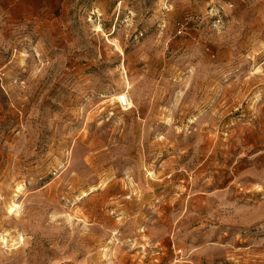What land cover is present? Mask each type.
Here are the masks:
<instances>
[{
	"label": "rangeland",
	"instance_id": "obj_1",
	"mask_svg": "<svg viewBox=\"0 0 264 264\" xmlns=\"http://www.w3.org/2000/svg\"><path fill=\"white\" fill-rule=\"evenodd\" d=\"M0 264H264V0H0Z\"/></svg>",
	"mask_w": 264,
	"mask_h": 264
},
{
	"label": "built area",
	"instance_id": "obj_2",
	"mask_svg": "<svg viewBox=\"0 0 264 264\" xmlns=\"http://www.w3.org/2000/svg\"><path fill=\"white\" fill-rule=\"evenodd\" d=\"M116 102L120 109L126 110L130 107L131 99L128 94H122L117 97Z\"/></svg>",
	"mask_w": 264,
	"mask_h": 264
},
{
	"label": "bare ground",
	"instance_id": "obj_3",
	"mask_svg": "<svg viewBox=\"0 0 264 264\" xmlns=\"http://www.w3.org/2000/svg\"><path fill=\"white\" fill-rule=\"evenodd\" d=\"M131 104H132V102L130 103V107H131ZM130 107H129V109H130ZM17 208H18V206H17L15 203H12V204H10V205L8 206L7 210H8V212H9V214H10V213H12V212H15ZM3 241H4V239H3ZM3 243H4V242H3Z\"/></svg>",
	"mask_w": 264,
	"mask_h": 264
}]
</instances>
